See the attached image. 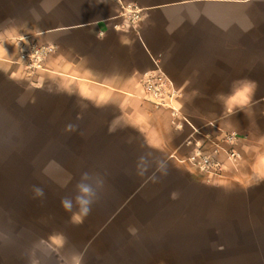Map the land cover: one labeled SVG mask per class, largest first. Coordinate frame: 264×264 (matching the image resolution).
Listing matches in <instances>:
<instances>
[{
	"label": "crops",
	"instance_id": "1",
	"mask_svg": "<svg viewBox=\"0 0 264 264\" xmlns=\"http://www.w3.org/2000/svg\"><path fill=\"white\" fill-rule=\"evenodd\" d=\"M23 41L55 51L29 71ZM147 73L189 123L144 98ZM224 132L223 176L182 161ZM0 147V264H264V0H0ZM84 172L103 181L89 214L55 220Z\"/></svg>",
	"mask_w": 264,
	"mask_h": 264
},
{
	"label": "built area",
	"instance_id": "2",
	"mask_svg": "<svg viewBox=\"0 0 264 264\" xmlns=\"http://www.w3.org/2000/svg\"><path fill=\"white\" fill-rule=\"evenodd\" d=\"M126 14L130 22H134L140 16L139 11L132 8L127 9ZM54 51L55 46L50 44L23 41L19 49V60L27 70L33 71L42 68L45 60ZM143 85L145 99L150 100L157 106L171 107L172 123L176 127H182L183 122L189 123V120L174 105L178 97L177 90L168 84L162 74L147 73ZM237 139L238 137L234 132H224L222 141L227 147H221L219 144L207 147V141H190L194 147L182 161H187L198 170L211 176H223L227 167L226 162L220 158V153L224 151L226 161L230 165L236 166L241 159V154L236 147Z\"/></svg>",
	"mask_w": 264,
	"mask_h": 264
},
{
	"label": "clouds",
	"instance_id": "3",
	"mask_svg": "<svg viewBox=\"0 0 264 264\" xmlns=\"http://www.w3.org/2000/svg\"><path fill=\"white\" fill-rule=\"evenodd\" d=\"M24 40L23 36L19 37ZM257 85L254 81H243L233 92L224 100L228 113H232L235 108H244L252 101V96ZM71 131L72 126L68 125L67 129ZM103 186V181L89 172L81 174L79 181L75 185L73 196H65L61 200V205L66 211H72L74 204L78 207V212L74 213L72 219L80 221L82 217L87 216L91 210V205L98 199L99 190ZM35 197H43L44 190L40 187L33 189ZM76 264H79L77 259Z\"/></svg>",
	"mask_w": 264,
	"mask_h": 264
},
{
	"label": "rangeland",
	"instance_id": "4",
	"mask_svg": "<svg viewBox=\"0 0 264 264\" xmlns=\"http://www.w3.org/2000/svg\"><path fill=\"white\" fill-rule=\"evenodd\" d=\"M33 147L31 148V151H32V156H33V159H34V162H35V164L37 163V159H36V157H37V155H38V153H40V151H41V136L40 135H34V137H33ZM10 151H11V147H0V157H1V159H5V158H9L10 157ZM47 155L48 156H58V153L56 152V151H53V149L50 147V148H48L47 149ZM186 158V157H185ZM184 159V158H183ZM191 168H192V170H194L195 172H198V173H200L201 175H204V176H211V175H209V174H207V173H204V172H202V171H200V170H198L197 168H195L194 166H192L190 163H188L187 161H185ZM211 177H216V176H211ZM62 206V205H61ZM69 212L70 211H66L65 209H64V214L65 215H60V216H56V218H55V220L56 219H58V220H60V222H62V221H67V219H68V216H69ZM53 221L51 220V223H52Z\"/></svg>",
	"mask_w": 264,
	"mask_h": 264
}]
</instances>
